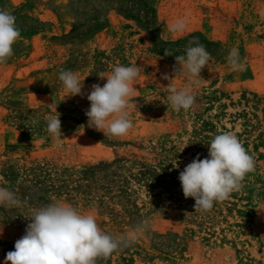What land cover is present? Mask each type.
Returning a JSON list of instances; mask_svg holds the SVG:
<instances>
[{
    "label": "rangeland",
    "instance_id": "1",
    "mask_svg": "<svg viewBox=\"0 0 264 264\" xmlns=\"http://www.w3.org/2000/svg\"><path fill=\"white\" fill-rule=\"evenodd\" d=\"M0 9L16 17L20 30L14 54L0 64V188L4 166L16 159L76 170L123 160L161 167L173 160L169 166L179 177L197 155L208 157L215 135L231 132L254 157L255 171L210 211H195L182 190L136 185L131 227L122 219L111 225L118 205L91 202V210L78 211L94 215L114 237L141 221L150 225L132 246L97 264H264V0H0ZM178 20L185 29L170 32ZM190 41L210 53L199 76L175 60L186 56ZM233 48L243 70L228 62ZM165 49L173 54L165 56ZM118 64L137 65L140 74L127 109L133 127L112 137L88 127L86 94L106 83L98 74L107 76ZM62 70L83 81L85 95L66 96ZM168 85L190 90L195 106L174 111ZM53 115L61 120L60 137L47 131ZM0 229L4 264L25 230Z\"/></svg>",
    "mask_w": 264,
    "mask_h": 264
},
{
    "label": "clouds",
    "instance_id": "2",
    "mask_svg": "<svg viewBox=\"0 0 264 264\" xmlns=\"http://www.w3.org/2000/svg\"><path fill=\"white\" fill-rule=\"evenodd\" d=\"M185 23L178 20L169 31L182 32ZM20 39L16 17L7 9H0V64L7 63L14 54L13 46ZM189 42L185 55H177L176 63L186 68L192 76H199L210 61V53L198 42ZM173 53L165 49L164 55ZM233 70H243L238 49L230 50L227 57ZM140 74L139 67L115 65L105 76L98 74L106 83L91 85L87 93L90 107L85 111L88 127L102 131L105 136L123 137L133 127L127 111L130 98L135 91V81ZM59 80L68 95H85L84 87L71 70H62ZM163 79L168 80L165 74ZM168 101L176 112H187L196 104V96L188 89L178 90L167 86ZM57 112V111H56ZM49 134L60 137L59 115L47 120ZM208 157L199 155L179 173L184 197L193 198L194 209L210 211L214 203L222 202L236 191L241 190L247 174L255 171V160L248 153L238 137L231 132H221L208 143ZM26 201L6 188H0V205L21 207ZM30 220L25 234L16 240L14 250L6 254L4 264H97L100 259L109 258L114 252L132 246L150 225L141 221L131 233L114 237L104 232L92 214H85L64 202H52L46 206L31 209ZM2 234V229H0Z\"/></svg>",
    "mask_w": 264,
    "mask_h": 264
},
{
    "label": "trees",
    "instance_id": "3",
    "mask_svg": "<svg viewBox=\"0 0 264 264\" xmlns=\"http://www.w3.org/2000/svg\"><path fill=\"white\" fill-rule=\"evenodd\" d=\"M172 161L164 160L161 167H156L123 160L76 170L49 162L10 160L2 170L1 188L14 192L26 204L0 206V226L25 230L31 209L52 202L68 203L77 210H91L89 203L99 202L119 206L121 211L112 210L117 219L113 220V227L120 223L118 219L123 220L124 227H131L132 218L137 216L132 185L148 191L167 187L176 190V194L182 190L175 166H169Z\"/></svg>",
    "mask_w": 264,
    "mask_h": 264
}]
</instances>
